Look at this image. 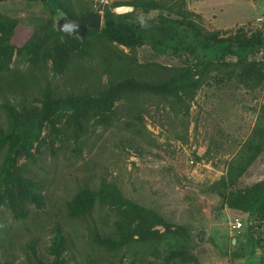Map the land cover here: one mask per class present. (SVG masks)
<instances>
[{
  "label": "trees",
  "instance_id": "trees-1",
  "mask_svg": "<svg viewBox=\"0 0 264 264\" xmlns=\"http://www.w3.org/2000/svg\"><path fill=\"white\" fill-rule=\"evenodd\" d=\"M24 1L44 2L51 15L26 28L0 9V208H8L17 219L29 218L31 206L40 209L46 201L42 182L19 162L21 156L33 160L49 149L56 158L71 151L77 161L112 130L123 131L126 137L121 141L135 144L145 138L144 121L154 118L149 105L155 101L166 119L186 126L195 98L207 86L264 92V28L208 29L186 0H112L97 9L103 11L102 27L88 28L81 38L58 30L56 19L61 14L79 18L96 10L84 0ZM123 5L134 10L117 13L115 8ZM140 15L146 27H141ZM146 46L155 56L175 57L178 63L142 61L138 54ZM20 62L27 63L26 71L13 68ZM49 69L54 76L68 75L75 87L59 90L49 79ZM258 116L252 132L227 161L226 172L210 189L223 207L261 225L264 178L242 183L264 152V105ZM63 207L71 219H87L98 207L100 222L91 239L121 255V262L128 257L125 264H200L186 225L125 196L114 182L104 179L98 189L83 186ZM55 215L50 264H69L64 217L60 211ZM261 241L264 244V237L256 239ZM28 244L36 264H46L36 240ZM262 260L264 264V256Z\"/></svg>",
  "mask_w": 264,
  "mask_h": 264
},
{
  "label": "rangeland",
  "instance_id": "rangeland-1",
  "mask_svg": "<svg viewBox=\"0 0 264 264\" xmlns=\"http://www.w3.org/2000/svg\"><path fill=\"white\" fill-rule=\"evenodd\" d=\"M111 1L84 0V5L98 12L101 3ZM186 1L188 9L200 15L208 29L229 31L244 26L252 30L259 26L257 18L264 15V0ZM0 9L20 19L26 28L34 27L38 18L51 15L42 1H3ZM99 12L103 15V11ZM138 55L142 61L178 63L175 57L155 56L148 46L140 49ZM12 66L22 71L28 68L26 62ZM48 76L59 90H70L76 85L68 75L54 76L51 69ZM261 105H264L261 90L228 92L227 87L219 90L207 86L199 91L192 104L191 114L185 120L187 128L180 121L166 119L155 101L149 105L154 118L144 121L145 138L135 144L121 141L126 137L123 131L112 130L104 132L92 152H85L77 161L71 151L67 157L56 158L49 149L37 153L33 160L21 156L19 162L25 163L30 175L42 182L46 201L43 208L31 206L27 219H17L8 208H0V264L7 261L36 264L28 244L31 239L36 240L43 263L50 264L53 256L49 245L58 211L60 218L64 217V232L70 240L65 253L69 264L127 263L128 257L121 262V255L100 248L91 239L100 222L98 207L87 219L68 218L63 207L81 187L98 189L104 179L118 184L125 196L155 209L176 224L186 225L193 237L191 250L200 264H261L264 244L261 241V246L256 239L264 237V223L259 225L254 218L247 222L244 213L223 207L219 196L210 189L226 172L227 161L240 143L252 132ZM96 138L94 135L90 141ZM262 178L264 152L242 183L251 184ZM236 219L245 224L242 228L246 232L233 229ZM250 225L253 228L249 232Z\"/></svg>",
  "mask_w": 264,
  "mask_h": 264
},
{
  "label": "water",
  "instance_id": "water-1",
  "mask_svg": "<svg viewBox=\"0 0 264 264\" xmlns=\"http://www.w3.org/2000/svg\"><path fill=\"white\" fill-rule=\"evenodd\" d=\"M134 10V6L123 5L117 7V13H127ZM103 24V15L100 12L92 11L79 18H73L67 14H61L56 19L58 30L70 33L74 36L84 37L88 28L100 29ZM179 183V180H176ZM203 232L201 231V236Z\"/></svg>",
  "mask_w": 264,
  "mask_h": 264
},
{
  "label": "built area",
  "instance_id": "built-area-1",
  "mask_svg": "<svg viewBox=\"0 0 264 264\" xmlns=\"http://www.w3.org/2000/svg\"><path fill=\"white\" fill-rule=\"evenodd\" d=\"M258 24L260 28H264V15L257 18ZM233 229L241 231L243 227V222L240 219H236L235 222L232 225Z\"/></svg>",
  "mask_w": 264,
  "mask_h": 264
},
{
  "label": "clouds",
  "instance_id": "clouds-1",
  "mask_svg": "<svg viewBox=\"0 0 264 264\" xmlns=\"http://www.w3.org/2000/svg\"><path fill=\"white\" fill-rule=\"evenodd\" d=\"M138 20H139V23H140L141 27H146L145 18H144L143 15H140V16L138 17Z\"/></svg>",
  "mask_w": 264,
  "mask_h": 264
}]
</instances>
